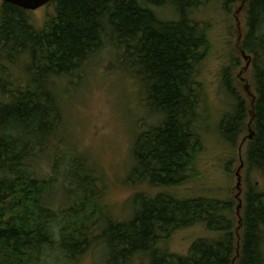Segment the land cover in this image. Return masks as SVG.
I'll return each mask as SVG.
<instances>
[{
    "label": "trees",
    "instance_id": "1",
    "mask_svg": "<svg viewBox=\"0 0 264 264\" xmlns=\"http://www.w3.org/2000/svg\"><path fill=\"white\" fill-rule=\"evenodd\" d=\"M165 1L54 0L41 27L33 12L1 3L0 264H47L53 256L78 264L98 245L107 252L105 264H264L263 192L249 187L240 216L234 201L171 192L193 173L198 177L207 106L199 73L213 44L208 29L190 17L194 2H177L178 19L171 21L152 7ZM242 2L246 32L236 51L250 56L256 101L251 106L237 91L232 72L240 61L232 57L221 83L228 110L218 129L233 151L249 124L247 170L264 173V0ZM107 40L140 78L147 109L162 118L136 136L128 177L136 188L160 192L135 195L127 220L102 204L99 175L88 169L83 176V159L69 163L66 182L75 188L64 185L69 205L60 210L46 203L56 192L54 179L40 177L35 165L49 156L56 165L63 161L60 90L86 72ZM197 226L212 235L196 240L187 255L167 249L176 231Z\"/></svg>",
    "mask_w": 264,
    "mask_h": 264
},
{
    "label": "rangeland",
    "instance_id": "2",
    "mask_svg": "<svg viewBox=\"0 0 264 264\" xmlns=\"http://www.w3.org/2000/svg\"><path fill=\"white\" fill-rule=\"evenodd\" d=\"M179 1L166 0L163 6L156 8L154 4L152 7L162 19L173 21L178 19L175 4ZM187 1L194 2L193 9L189 11L190 17L208 29L213 50L199 73L207 106L202 107L205 117L202 131L204 152L198 156L194 166L198 177L193 173L186 185L171 192L184 199L207 197L234 201L240 216L250 186L264 193V173H250L246 164L249 136L254 131L248 127L231 151L221 140L218 124L228 110L221 83L224 68L231 65L232 57L240 61V66L232 72L237 91L251 106L256 101L250 56L244 52L250 61L245 60L236 51L246 32V6L243 0L232 1L228 8L225 7L226 0ZM53 12L54 8L47 5L33 14L41 27L45 18ZM115 53L117 50L113 43L107 40L102 52L86 65V72L63 83L60 91L65 120L59 139L66 146L64 150L59 146L62 155L58 152L63 161L56 165L55 159L49 156L35 165L40 177L54 179L56 192L47 198L46 203L60 210L69 205L64 185L75 188V185L66 182L69 163L73 158L83 159L86 162L83 176L87 175L88 169L99 175L102 204L117 219L127 220L133 214L135 195L145 192L154 196L160 192L146 185L136 188L128 182V177L134 166L132 147L136 136L143 129L160 124L162 118L147 109V94L140 78L129 70V63ZM247 86L249 88L246 89ZM61 185L64 188H59ZM210 235L212 233L202 226L179 230L168 239L167 249L175 254L187 255L196 240ZM106 254L105 247L98 245L89 250L78 264H105ZM46 263L72 264L57 260L56 256L50 257Z\"/></svg>",
    "mask_w": 264,
    "mask_h": 264
},
{
    "label": "water",
    "instance_id": "3",
    "mask_svg": "<svg viewBox=\"0 0 264 264\" xmlns=\"http://www.w3.org/2000/svg\"><path fill=\"white\" fill-rule=\"evenodd\" d=\"M53 1L54 0H0V3H8V4H11V5L17 6V7L21 8V9H23V10H26V11H29V12H34V11H37V10L49 5ZM243 56H244L245 60H249V57L246 56L244 52H243ZM249 64L250 63L248 62L247 65L249 66ZM247 88H249V87L247 86L246 89ZM249 128H250V131H251V126L250 125H249ZM253 136H254V133H251V135L249 136V139H252ZM237 176H238V180H239L238 189L240 190L241 178L239 176V173L237 174Z\"/></svg>",
    "mask_w": 264,
    "mask_h": 264
}]
</instances>
